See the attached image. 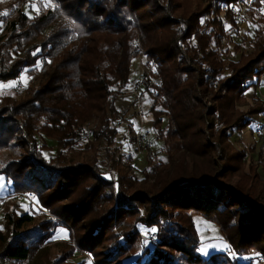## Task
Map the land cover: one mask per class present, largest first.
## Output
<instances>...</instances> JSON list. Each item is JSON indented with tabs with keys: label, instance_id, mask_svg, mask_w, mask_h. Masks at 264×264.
I'll list each match as a JSON object with an SVG mask.
<instances>
[{
	"label": "trees",
	"instance_id": "16d2710c",
	"mask_svg": "<svg viewBox=\"0 0 264 264\" xmlns=\"http://www.w3.org/2000/svg\"><path fill=\"white\" fill-rule=\"evenodd\" d=\"M234 1L59 0V10L32 17L24 12L6 21L0 83L21 85L22 73L41 67L39 83L32 82L23 99H17L19 85L0 91V155L13 154L6 163L0 158L4 197L31 193L39 210L57 221L6 209L0 264L28 262L60 227L76 232L75 245L92 264H252L251 250L264 259V187L246 188L248 176L239 185L227 181L245 161L230 135L264 115L261 99L237 109L248 105L245 93L258 88L264 75V0H251L256 26L251 51L230 61L223 47L233 43L231 31L238 33L229 7ZM239 49L234 46V52ZM142 53L155 64L160 81L155 103L162 112L154 111L152 126L168 160L153 184L140 181L141 188L131 193V176L119 172L114 193L112 181L93 161H80L78 148L86 138L92 149L116 144L117 123L126 112L116 102L130 84L132 61ZM164 115L171 121L165 132ZM93 122L95 127L84 131ZM215 123L223 127L213 131ZM48 141L55 150L46 158ZM218 144L225 147L222 153ZM109 151L111 159L115 152ZM193 214L219 227L235 259L224 252L200 255ZM135 223L155 236L146 247ZM232 227L236 236L228 235ZM74 257L69 248L52 264H85L67 261Z\"/></svg>",
	"mask_w": 264,
	"mask_h": 264
},
{
	"label": "rangeland",
	"instance_id": "374dc122",
	"mask_svg": "<svg viewBox=\"0 0 264 264\" xmlns=\"http://www.w3.org/2000/svg\"><path fill=\"white\" fill-rule=\"evenodd\" d=\"M238 0L232 2L229 6L230 10L235 5ZM250 3L246 19L244 22L238 19L237 15L231 12L236 17V23L238 25V33H234L231 31V37L233 43L225 44L223 49L227 50V54L225 58L230 61H237L240 52H250L252 49V40L254 35V30L256 28L251 15L250 10L254 8L251 0H247ZM32 4L31 10L27 9V6ZM44 5V8L42 6ZM48 5V6H47ZM59 0H26L25 2L13 3V0H0V15H4V20L0 22V36H2L6 27V21L8 20H17L21 13L29 14L31 17L33 14L38 15L44 13L48 9L59 10L60 9ZM27 10V11H26ZM35 11V12H34ZM225 28L230 29V25L228 22H224ZM234 46L240 47L238 53L234 52ZM41 67L40 63L35 67V72L31 73H22L19 78L18 84L17 81H14L10 85H1L0 91H6L13 86H18L20 88V95L17 97L18 100L23 99L26 94V88H28L32 82V86H37L39 83L36 77L39 68ZM130 84L125 92L120 95L117 99L116 105L120 110L125 112L123 118L120 120V123L117 124L118 137L116 139V144L112 147H107L103 143H101L96 148H90L86 146L87 138L82 140L79 144V148L81 150V160L80 161H89L94 162L97 167L98 172L105 177L106 179L112 181L113 183V191L115 193L117 188V175L119 172H123L125 176H131L132 187L133 189L129 190L128 193L133 192L134 190L141 188L140 181L148 183V185L153 184V180H155L156 174L168 160V154L163 150V142L158 138L156 133V128H153V113L154 111L162 112V108L160 105L155 103V97L157 92L159 91L160 81L156 76V66L155 64L148 59L145 55L140 54L136 57L130 67ZM260 84L258 88L253 89L250 88L246 93V99L248 102L247 106H237L239 111L247 110L250 106H252L256 99L264 100V75L260 78ZM146 84L149 85L148 91L146 90ZM145 91V92H143ZM134 92L137 93L134 95ZM143 95L141 96V94ZM210 103H207V107H210ZM260 116H253L252 121L254 120V125L251 128L247 127L244 132L247 138H252L251 141L249 139L248 143L242 141L239 136L233 131L232 135H230V142L233 147L244 152V165L239 173H232L229 176V180H227L230 184L239 185L244 176H248L251 178L245 187L246 188H254L259 189L260 186L264 187V149L261 147L259 141L254 142L253 130H255ZM161 119V127L164 132L167 128H170L171 121L167 116H160ZM96 125L95 122L87 125L84 129L86 132H90L92 128ZM129 126V129L127 128ZM223 127L222 124L215 123V127L213 131H218ZM139 128L141 132H143L148 140L150 145L149 152V160H146L137 154V149L134 148V141L132 140L135 129ZM129 131L131 132L129 134ZM85 132V133H86ZM215 134V132L213 133ZM215 138V137H214ZM246 138V139H247ZM248 140V139H247ZM215 143V140L212 141ZM253 144V145H250ZM47 145L50 146L51 150L47 152L44 151V156L49 158L53 155L55 150V144L53 141H48ZM247 145H250L249 147ZM113 150L115 153L112 154L111 159H109V149ZM221 153V150H225L223 144H218V148ZM226 153V151H225ZM229 153L224 154L223 157L227 158ZM13 154L10 151H5V155H0V158L4 163L9 161L12 158ZM3 164V163H2ZM167 165V164H166ZM251 167H254L253 169ZM122 174V173H121ZM156 181V180H155ZM7 186L5 185V181L0 176V193L6 192ZM2 198V197H1ZM12 209L18 214L23 212H28L32 214L37 220L52 219L53 221H57V219L52 216L49 212L43 210H35L30 207V205L26 201H19L18 199H12L5 202L0 203V227L3 218V214L5 210ZM143 209H139V214L142 215ZM191 222L193 225V231L195 236L199 242V253L203 257H208L211 254L217 252H224L231 259H235V254L233 249L230 247L229 242L226 240V235L222 233L219 227L203 219L200 215H191ZM133 220L130 221L132 223ZM137 226V223L134 224V227ZM142 233L141 246L146 247L148 242L155 238V236L149 231H146L140 227H136ZM144 230V231H143ZM57 233L53 237L52 241L48 243L43 249L38 253H33L32 257L28 260V262L24 264H45L54 262L59 256H62L64 252L69 250V248L73 249L75 252L74 259H67L70 262H81L85 261V264H92L93 259L87 252H79L76 245V232L71 229L60 227L56 231ZM152 232V231H150ZM70 233V236H69ZM236 229L232 227L229 231L228 235L236 236ZM154 248V247H152ZM142 249V248H141ZM250 260H252V264H264V259L261 258L260 254L256 253V251H249Z\"/></svg>",
	"mask_w": 264,
	"mask_h": 264
},
{
	"label": "built area",
	"instance_id": "2783aa9c",
	"mask_svg": "<svg viewBox=\"0 0 264 264\" xmlns=\"http://www.w3.org/2000/svg\"><path fill=\"white\" fill-rule=\"evenodd\" d=\"M247 0H238L235 5L231 8L233 13H235L239 20L242 22L246 19L247 9L250 6ZM48 6V5H47ZM44 8V5L42 6ZM134 95L137 97V93L134 92ZM253 136L257 141L260 142L262 148L264 149V115H261L260 120L253 130ZM134 148L137 149V154L141 157L143 156L144 159L149 160V152H150V145L148 140L143 132L140 131L139 128L135 129L134 134ZM264 156V154H263ZM12 199H18L19 201H26L32 209L39 210V208L33 202V195L31 193H25L20 195H15L11 199L9 197H2L0 198V203L5 202Z\"/></svg>",
	"mask_w": 264,
	"mask_h": 264
},
{
	"label": "crops",
	"instance_id": "0c3cea01",
	"mask_svg": "<svg viewBox=\"0 0 264 264\" xmlns=\"http://www.w3.org/2000/svg\"><path fill=\"white\" fill-rule=\"evenodd\" d=\"M14 81H8V82H3V83H0V86L1 85H10L11 83H13ZM236 135L237 136H239V138H241L242 139V141H244V142H246V144L248 143V141H249V139H250V141H251V139L252 138H247V136H245L244 137V139H243V136L245 135V132L244 131H242V132H238V133H236ZM254 137V136H253ZM248 140H247V139ZM257 140L255 139V137H254V142H256ZM251 143H252V141H251ZM250 145H253V144H250ZM250 145H247L248 147L250 146ZM6 185V184H5ZM7 186V185H6ZM4 197L5 196V193L4 192H2V193H0V198L1 197Z\"/></svg>",
	"mask_w": 264,
	"mask_h": 264
},
{
	"label": "snow or ice",
	"instance_id": "6c2138e0",
	"mask_svg": "<svg viewBox=\"0 0 264 264\" xmlns=\"http://www.w3.org/2000/svg\"><path fill=\"white\" fill-rule=\"evenodd\" d=\"M34 54H35V53H34ZM152 231H153V232H155V231H156V229H152Z\"/></svg>",
	"mask_w": 264,
	"mask_h": 264
}]
</instances>
